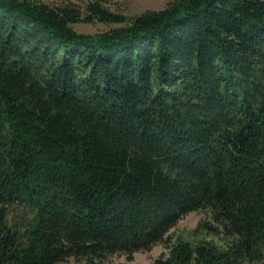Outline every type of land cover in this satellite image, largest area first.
I'll return each instance as SVG.
<instances>
[{
  "label": "trees",
  "instance_id": "16d2710c",
  "mask_svg": "<svg viewBox=\"0 0 264 264\" xmlns=\"http://www.w3.org/2000/svg\"><path fill=\"white\" fill-rule=\"evenodd\" d=\"M115 24L97 33L77 23ZM225 240L170 230L191 212ZM264 257V0H0V264Z\"/></svg>",
  "mask_w": 264,
  "mask_h": 264
},
{
  "label": "rangeland",
  "instance_id": "374dc122",
  "mask_svg": "<svg viewBox=\"0 0 264 264\" xmlns=\"http://www.w3.org/2000/svg\"><path fill=\"white\" fill-rule=\"evenodd\" d=\"M50 4L61 3L64 1H71L77 5L84 7L87 2L94 0H40ZM112 12H117L125 15L128 18L135 17L147 10L162 9L165 5L160 4V0H100ZM119 25H109L95 22L93 24L77 23L72 27L75 31L85 34H97ZM210 215L205 210L191 212L184 216L179 222L170 230L174 238L179 237L182 240L197 243L199 241L213 242L219 246L225 245V240L220 236L211 235L204 229V222L209 223ZM163 244L155 245L150 251L138 252L133 255L132 260H127L124 255L113 256L103 264H153V261L163 252H165ZM60 264H86L84 261L75 260L73 258ZM242 264H264V257L253 263L244 262Z\"/></svg>",
  "mask_w": 264,
  "mask_h": 264
},
{
  "label": "crops",
  "instance_id": "0c3cea01",
  "mask_svg": "<svg viewBox=\"0 0 264 264\" xmlns=\"http://www.w3.org/2000/svg\"><path fill=\"white\" fill-rule=\"evenodd\" d=\"M170 1H172V0H160V4H164V5H166L168 2H170Z\"/></svg>",
  "mask_w": 264,
  "mask_h": 264
},
{
  "label": "water",
  "instance_id": "95a60500",
  "mask_svg": "<svg viewBox=\"0 0 264 264\" xmlns=\"http://www.w3.org/2000/svg\"><path fill=\"white\" fill-rule=\"evenodd\" d=\"M165 6H166V5H165ZM165 6H164V7H165ZM164 7H163V8H164ZM157 10H160V9H157ZM72 26H73V25H72Z\"/></svg>",
  "mask_w": 264,
  "mask_h": 264
}]
</instances>
